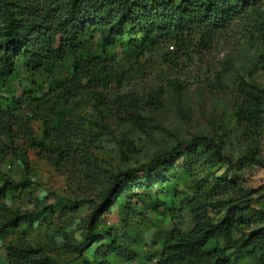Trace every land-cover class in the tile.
Masks as SVG:
<instances>
[{
  "label": "rangeland",
  "instance_id": "1",
  "mask_svg": "<svg viewBox=\"0 0 264 264\" xmlns=\"http://www.w3.org/2000/svg\"><path fill=\"white\" fill-rule=\"evenodd\" d=\"M249 4L240 19L209 40L195 37L169 60L164 54L176 49H171L173 43L139 55L127 46L129 38L139 36L131 32L116 42L111 53L102 50L95 36L82 52L68 54L57 64L54 73L43 80L42 90L35 93L37 101L20 98L13 118L0 126V177L20 181L25 160L34 184L19 193L0 196V219L4 213L1 206L40 210L41 214L31 224H22L0 238V264H7L5 246L21 238L39 247L51 264H77L76 253H69L65 242L81 238L108 176L147 161L180 139L211 137L222 142L224 154L231 158L249 155L264 160V119L250 122L238 114L240 81L264 89V0H249ZM94 57L103 58L105 66L84 77L78 93L60 99L73 63ZM17 73L13 84L19 87L27 79L20 65ZM7 105L0 95V110ZM64 118L78 124L80 134L63 129ZM44 138L55 147L47 150L39 146ZM52 149L59 154L53 155ZM214 175L234 181L237 188L233 190L250 191L254 198L264 192V167L250 163L239 171L223 164L198 165L179 173L177 188L191 193L204 176ZM49 193L80 204L52 214L47 209L53 201L46 199ZM233 195L230 189L221 191L214 201ZM254 205L264 210V197ZM163 209L148 208L133 218L141 219L147 227L143 243L136 246L144 253L141 260L111 255L109 264H155L156 260L149 263L146 258L161 249L156 235H166L174 227L186 233L193 227L186 212L176 220ZM118 220L117 207L112 205L98 225H116ZM254 227L252 224L250 229ZM235 263L251 264L241 253Z\"/></svg>",
  "mask_w": 264,
  "mask_h": 264
},
{
  "label": "trees",
  "instance_id": "2",
  "mask_svg": "<svg viewBox=\"0 0 264 264\" xmlns=\"http://www.w3.org/2000/svg\"><path fill=\"white\" fill-rule=\"evenodd\" d=\"M249 7V0H0V95L9 104L0 110V126L13 118L20 98L37 101L35 93L42 90L43 80L54 73L57 64L68 54L82 52L95 36L102 50L111 53L116 50V42L131 32L139 36L129 38L127 46L139 55L173 43L171 49H176L164 54L169 60L195 37L209 40L240 19ZM104 61L101 57L75 61L68 86L59 98L66 100L78 93L83 78L104 67ZM19 65L27 81L17 87L13 81ZM238 91V114L260 123L264 119V89L242 80ZM61 127L80 134L81 127L67 118ZM50 142L44 138L38 145L48 150L55 147ZM51 151L59 154L57 149ZM78 154L81 161V151ZM263 161L249 155L231 158L224 154L222 142L211 137L180 139L147 161L110 174L89 225L80 239L65 242L66 249L76 253L77 264H109L111 255L140 261L144 253L136 246L143 243L147 227L141 219L133 218L148 208L162 207L176 220L186 212L193 227L186 233L174 227L166 235H156L161 249L156 256H147L149 263L236 264L241 253L251 264H264V210L254 205L264 192L254 198L250 191L233 190L237 188L234 181L214 175L204 176L190 193L178 189L175 179L198 165L223 164L239 171L247 163L261 165ZM22 166L20 181L0 177V196L19 193L34 184L25 160ZM228 189L233 191L231 198L214 201ZM49 198L53 201L47 209L52 214L76 209L80 204L52 193L46 196ZM112 205L117 207L118 223L98 225ZM1 209L0 238L22 224H31L41 214L40 210ZM252 224L255 227L250 229ZM4 250L7 264H51L39 247L27 244L23 238L9 242Z\"/></svg>",
  "mask_w": 264,
  "mask_h": 264
},
{
  "label": "built area",
  "instance_id": "3",
  "mask_svg": "<svg viewBox=\"0 0 264 264\" xmlns=\"http://www.w3.org/2000/svg\"><path fill=\"white\" fill-rule=\"evenodd\" d=\"M262 165H263V167H264V161L262 162Z\"/></svg>",
  "mask_w": 264,
  "mask_h": 264
}]
</instances>
